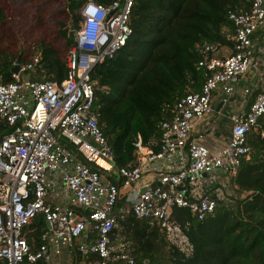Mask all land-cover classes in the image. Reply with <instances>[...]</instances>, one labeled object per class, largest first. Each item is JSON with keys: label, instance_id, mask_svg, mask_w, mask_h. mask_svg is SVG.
<instances>
[{"label": "built area", "instance_id": "1", "mask_svg": "<svg viewBox=\"0 0 264 264\" xmlns=\"http://www.w3.org/2000/svg\"><path fill=\"white\" fill-rule=\"evenodd\" d=\"M133 1L82 2L61 82L30 78L38 48L26 63L12 61L18 70L0 82V264H52L64 250L79 255V264H133L128 243L115 232L126 215L155 222L170 245L189 254V222L179 220L176 209L199 220L213 216L229 183L237 188L232 180L249 157L248 136L264 137V44L254 40L264 32V0H253L246 11L227 12L230 52L218 55L212 44L200 49V88L188 90L161 121L156 149L138 138L133 164L117 166L98 125L91 73L125 46ZM248 76L261 85L258 92L245 83ZM240 78L248 107L228 115V139L211 146L202 134L193 136L213 112L214 91L225 102ZM121 192L125 205L117 209ZM39 215L43 227L29 243L34 228L28 225Z\"/></svg>", "mask_w": 264, "mask_h": 264}, {"label": "trees", "instance_id": "2", "mask_svg": "<svg viewBox=\"0 0 264 264\" xmlns=\"http://www.w3.org/2000/svg\"><path fill=\"white\" fill-rule=\"evenodd\" d=\"M3 1L0 31L6 19ZM63 1L68 19L55 25L53 41H38L41 57L29 73L33 80L59 83L66 76V56L74 45L73 33L81 20L78 10L84 0ZM96 1L107 4L111 0ZM252 1H133L132 33L125 46L113 58L97 64L91 73L98 125L114 151L117 166L133 164V144L138 138L156 149L161 121L170 118L175 103L188 90L200 88L204 73L197 66L200 49L206 44L232 48L233 24L227 12L246 11ZM39 6L37 0L34 9ZM45 8L46 17L55 21L61 18V14H53L57 10L54 4H45ZM35 17L41 19L40 15ZM257 35L264 38L262 31ZM57 39L62 40L61 48L56 45ZM27 51L22 49L15 57L0 61V82L11 81L12 59L29 61L31 53ZM259 126L264 128V116ZM247 142L249 157L242 159L232 180L237 186L235 193L217 204L213 216L199 220L185 208L176 209L178 219L189 222V254L170 245L155 222L131 215L118 218L115 232L128 243L133 264H264V137L252 132ZM42 227L40 215L29 223L28 229L34 228L26 235L29 243L38 240Z\"/></svg>", "mask_w": 264, "mask_h": 264}, {"label": "rangeland", "instance_id": "3", "mask_svg": "<svg viewBox=\"0 0 264 264\" xmlns=\"http://www.w3.org/2000/svg\"><path fill=\"white\" fill-rule=\"evenodd\" d=\"M36 2L37 0H4L2 2L6 19L2 23L0 31V61L4 57H15L22 49H28L27 52L30 55L37 48V43L41 39L53 41L56 35L55 25L68 19V14L64 11L65 6L63 0H38L40 4L38 10L34 9ZM50 3L54 4L57 9L53 14H61V18L56 21L46 17L45 4ZM36 15H40L41 19L36 18ZM61 44L62 40L57 39L56 45L61 48ZM212 115H215V110H213ZM218 130H222V127L220 126ZM220 132L218 131V134ZM226 132L227 130L223 128L224 135H226ZM144 177L147 178V174H144ZM136 187H139V185H136ZM235 190L233 183H229L227 187L228 193L226 195L229 197L235 193ZM119 204L125 205L122 192L120 194ZM71 255L75 257L79 256L75 253Z\"/></svg>", "mask_w": 264, "mask_h": 264}, {"label": "crops", "instance_id": "4", "mask_svg": "<svg viewBox=\"0 0 264 264\" xmlns=\"http://www.w3.org/2000/svg\"><path fill=\"white\" fill-rule=\"evenodd\" d=\"M254 40L256 42V46L258 45L261 46L264 44V38L263 39L260 38L259 35H257L254 38ZM225 47L227 46H220L217 54L222 55L230 52L231 50L230 47L226 48L227 51H224L222 49ZM243 78L247 79L246 80L247 82L245 83L249 85V87L253 91L258 92L261 89V85L256 84L255 81L252 79V77L248 76ZM243 78L237 80L235 93L231 97H229L225 102L222 101L223 95H221L218 90L214 91L212 106H213V110H215V115H212L211 113L208 117L204 118L198 124L197 128L194 129L193 136L202 134L203 137L202 140H204L205 142H207V144L211 146L215 144H220L221 142L226 141L228 139L230 134V122L228 120V115L235 111L245 110L248 107L244 102V99L247 97H245L242 91L243 83L241 82ZM227 124L229 125L228 127ZM220 126L222 127V130H218ZM223 128L227 130L226 135L223 134ZM218 131H221L220 134H218ZM120 206L122 205L119 206L117 205V209ZM79 260H77L75 256L69 254L67 250H64L59 256H54L52 258V264H79L80 263Z\"/></svg>", "mask_w": 264, "mask_h": 264}, {"label": "water", "instance_id": "5", "mask_svg": "<svg viewBox=\"0 0 264 264\" xmlns=\"http://www.w3.org/2000/svg\"><path fill=\"white\" fill-rule=\"evenodd\" d=\"M18 70V67L17 66H15V67H12L11 69H10V71H13V72H16ZM153 186H155V185H153ZM127 190V188H123L122 189V192H125ZM144 189L142 188V189H140V192H142ZM219 203H222V201H219ZM115 210H116V206H115V208H114V212H115Z\"/></svg>", "mask_w": 264, "mask_h": 264}]
</instances>
